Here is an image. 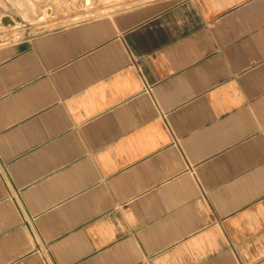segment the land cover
<instances>
[{
    "label": "crops",
    "instance_id": "0c3cea01",
    "mask_svg": "<svg viewBox=\"0 0 264 264\" xmlns=\"http://www.w3.org/2000/svg\"><path fill=\"white\" fill-rule=\"evenodd\" d=\"M125 1L0 43V264H264V0Z\"/></svg>",
    "mask_w": 264,
    "mask_h": 264
},
{
    "label": "rangeland",
    "instance_id": "374dc122",
    "mask_svg": "<svg viewBox=\"0 0 264 264\" xmlns=\"http://www.w3.org/2000/svg\"><path fill=\"white\" fill-rule=\"evenodd\" d=\"M53 0H47L52 2ZM60 4L61 0H54ZM65 5L74 7L87 6L86 0H64ZM96 10L90 14L83 13L79 18L100 14L124 7L127 2L125 0H95ZM44 0H0V43L16 40L29 31H36L47 25L53 24L59 18H52L39 11V5ZM45 15L47 18L41 17ZM11 18L7 21L5 18ZM20 21V22H19ZM5 24V25H4ZM13 30V31H12ZM6 33V34H5ZM18 36V37H17Z\"/></svg>",
    "mask_w": 264,
    "mask_h": 264
},
{
    "label": "bare ground",
    "instance_id": "6f19581e",
    "mask_svg": "<svg viewBox=\"0 0 264 264\" xmlns=\"http://www.w3.org/2000/svg\"><path fill=\"white\" fill-rule=\"evenodd\" d=\"M41 4H42V3H41ZM87 4H88V2H87ZM50 10H51V9H50ZM46 11H47V9L45 8L44 12L46 13ZM44 12H43V13H44ZM43 13H42L41 17L43 16ZM46 14H47V13H46ZM48 15H49V14H48ZM48 15H47V16H48ZM43 17H44V18H47L45 15H44ZM43 17H42V18H43ZM48 17H49V16H48ZM5 19H6L7 21H9V19L11 20V18H9V16L6 17ZM69 20H70V19H69ZM19 22H20V21H19ZM4 25H5V24H4ZM0 26H1V25H0ZM12 31H13V30H12ZM5 34H6V33H5ZM17 37H18V36H17ZM0 38H1V37H0Z\"/></svg>",
    "mask_w": 264,
    "mask_h": 264
},
{
    "label": "water",
    "instance_id": "95a60500",
    "mask_svg": "<svg viewBox=\"0 0 264 264\" xmlns=\"http://www.w3.org/2000/svg\"><path fill=\"white\" fill-rule=\"evenodd\" d=\"M50 9H51L50 7H47V11H46L47 14H50Z\"/></svg>",
    "mask_w": 264,
    "mask_h": 264
}]
</instances>
